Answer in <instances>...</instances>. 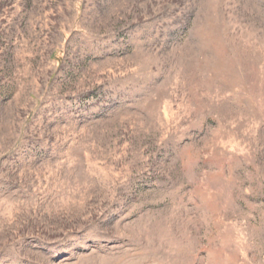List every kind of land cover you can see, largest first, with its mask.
Wrapping results in <instances>:
<instances>
[{"label": "rangeland", "instance_id": "374dc122", "mask_svg": "<svg viewBox=\"0 0 264 264\" xmlns=\"http://www.w3.org/2000/svg\"><path fill=\"white\" fill-rule=\"evenodd\" d=\"M0 264H264V0H0Z\"/></svg>", "mask_w": 264, "mask_h": 264}]
</instances>
